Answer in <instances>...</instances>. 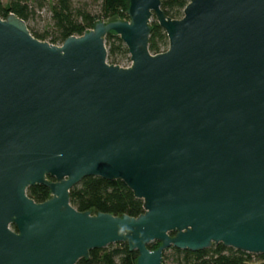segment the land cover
<instances>
[{
  "label": "water",
  "instance_id": "water-1",
  "mask_svg": "<svg viewBox=\"0 0 264 264\" xmlns=\"http://www.w3.org/2000/svg\"><path fill=\"white\" fill-rule=\"evenodd\" d=\"M126 13L60 45L0 17V264H76L119 242L136 264L171 246L264 254V0ZM152 16L168 38L155 54ZM107 34L130 65L107 61ZM88 176L122 180L144 212L80 210L69 192ZM38 184L50 196L29 197Z\"/></svg>",
  "mask_w": 264,
  "mask_h": 264
},
{
  "label": "trees",
  "instance_id": "trees-1",
  "mask_svg": "<svg viewBox=\"0 0 264 264\" xmlns=\"http://www.w3.org/2000/svg\"><path fill=\"white\" fill-rule=\"evenodd\" d=\"M40 7L48 4L50 11L51 28L54 36L53 44L63 42V38L80 36L93 28L97 20L109 21L114 19H128L126 13L128 0H101L97 14L73 6L71 0H37ZM161 8L168 17L179 19L188 0H160ZM28 0H10L3 5L0 0V17L6 18L9 13H14L24 21L31 15ZM149 36V50L155 54L168 47V38L165 31L156 21L151 23ZM30 33L37 39H43L46 34H38L31 28ZM105 45L108 49L107 61L120 63L128 54V49L119 36L107 34ZM70 200L80 209L96 213L99 210L123 215L130 213L136 217L144 212L142 199L136 198L133 192L120 179L107 180L101 177L88 176L70 189ZM29 197L43 199L50 196L48 187L42 184L31 186L27 189ZM13 228H15L13 226ZM159 242L148 245L153 249ZM138 252L130 250L127 243L119 242L110 244L102 249H92L88 258L78 260L76 264H136ZM161 264H264V254H254L226 247L221 243L212 244L210 247L191 251L179 249L174 246L166 249L162 255Z\"/></svg>",
  "mask_w": 264,
  "mask_h": 264
},
{
  "label": "rangeland",
  "instance_id": "rangeland-1",
  "mask_svg": "<svg viewBox=\"0 0 264 264\" xmlns=\"http://www.w3.org/2000/svg\"><path fill=\"white\" fill-rule=\"evenodd\" d=\"M10 0H2L3 5H6ZM73 6L76 8H83L92 14H97L100 9L101 0H71ZM28 4L31 7L30 18L26 21L27 26L38 34H46L41 41L51 42L54 32L51 28L50 21V11L48 9V4L40 7L37 0H28ZM156 21L155 16H152L150 19V24ZM157 22V21H156ZM53 44V43H52ZM61 42L56 43L55 45H60ZM119 64L130 65L131 60L129 54L121 60Z\"/></svg>",
  "mask_w": 264,
  "mask_h": 264
}]
</instances>
